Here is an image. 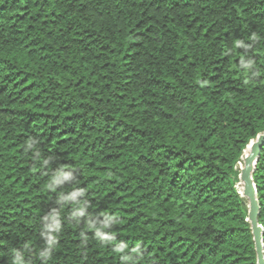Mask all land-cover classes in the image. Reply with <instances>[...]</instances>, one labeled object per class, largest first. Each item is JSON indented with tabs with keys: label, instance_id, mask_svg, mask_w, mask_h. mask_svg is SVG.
I'll return each instance as SVG.
<instances>
[{
	"label": "trees",
	"instance_id": "obj_1",
	"mask_svg": "<svg viewBox=\"0 0 264 264\" xmlns=\"http://www.w3.org/2000/svg\"><path fill=\"white\" fill-rule=\"evenodd\" d=\"M263 132L264 0H0V264H257Z\"/></svg>",
	"mask_w": 264,
	"mask_h": 264
},
{
	"label": "water",
	"instance_id": "obj_2",
	"mask_svg": "<svg viewBox=\"0 0 264 264\" xmlns=\"http://www.w3.org/2000/svg\"><path fill=\"white\" fill-rule=\"evenodd\" d=\"M264 144V132L257 135L255 140H252L246 150L247 153L243 152L241 161L243 165L239 168V180L242 184V194L241 197L247 199L248 202V222L250 223L251 233L254 242V249L256 253V262L257 264H264V255H263V245H262V228L258 224V211L259 206L256 199V190L255 185L252 180V173L254 171L255 165L259 159L261 147ZM245 150V151H246Z\"/></svg>",
	"mask_w": 264,
	"mask_h": 264
},
{
	"label": "rangeland",
	"instance_id": "obj_3",
	"mask_svg": "<svg viewBox=\"0 0 264 264\" xmlns=\"http://www.w3.org/2000/svg\"><path fill=\"white\" fill-rule=\"evenodd\" d=\"M248 150V149H247ZM247 150L246 151H244V153H247ZM241 164L243 165V162H241ZM241 165V166H242ZM237 186H238V190L240 191V193L242 194V184H237Z\"/></svg>",
	"mask_w": 264,
	"mask_h": 264
},
{
	"label": "built area",
	"instance_id": "obj_4",
	"mask_svg": "<svg viewBox=\"0 0 264 264\" xmlns=\"http://www.w3.org/2000/svg\"><path fill=\"white\" fill-rule=\"evenodd\" d=\"M241 165H242V164H241V162H239V163L237 164L236 168H238V169H239V168L241 167ZM236 188H237V190H238V186H237V185H236ZM238 193H240V191H239V190H238Z\"/></svg>",
	"mask_w": 264,
	"mask_h": 264
},
{
	"label": "clouds",
	"instance_id": "obj_5",
	"mask_svg": "<svg viewBox=\"0 0 264 264\" xmlns=\"http://www.w3.org/2000/svg\"><path fill=\"white\" fill-rule=\"evenodd\" d=\"M42 255H47V253H42Z\"/></svg>",
	"mask_w": 264,
	"mask_h": 264
},
{
	"label": "bare ground",
	"instance_id": "obj_6",
	"mask_svg": "<svg viewBox=\"0 0 264 264\" xmlns=\"http://www.w3.org/2000/svg\"><path fill=\"white\" fill-rule=\"evenodd\" d=\"M247 152H248V150H247Z\"/></svg>",
	"mask_w": 264,
	"mask_h": 264
}]
</instances>
